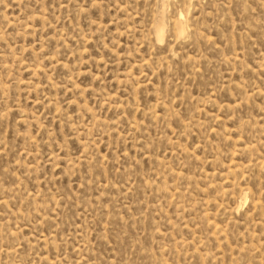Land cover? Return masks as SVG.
Instances as JSON below:
<instances>
[{
	"label": "rangeland",
	"instance_id": "rangeland-1",
	"mask_svg": "<svg viewBox=\"0 0 264 264\" xmlns=\"http://www.w3.org/2000/svg\"><path fill=\"white\" fill-rule=\"evenodd\" d=\"M0 264H264V0H0Z\"/></svg>",
	"mask_w": 264,
	"mask_h": 264
},
{
	"label": "bare ground",
	"instance_id": "bare-ground-1",
	"mask_svg": "<svg viewBox=\"0 0 264 264\" xmlns=\"http://www.w3.org/2000/svg\"><path fill=\"white\" fill-rule=\"evenodd\" d=\"M161 25H162V24H159L158 32H162V30H163V29H162L163 26H161ZM161 34H162V33H161Z\"/></svg>",
	"mask_w": 264,
	"mask_h": 264
}]
</instances>
